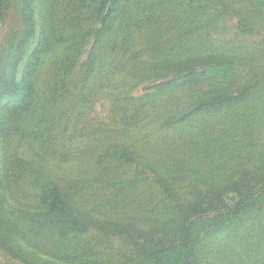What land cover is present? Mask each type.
<instances>
[{
    "label": "trees",
    "instance_id": "16d2710c",
    "mask_svg": "<svg viewBox=\"0 0 264 264\" xmlns=\"http://www.w3.org/2000/svg\"><path fill=\"white\" fill-rule=\"evenodd\" d=\"M10 5L0 0V23ZM24 6L27 26L5 51L6 68L4 54L0 60V249L27 264H264V45L237 41L264 31V0ZM234 19L239 33L228 38ZM58 33L68 34L63 57L49 55ZM90 39L75 85L118 72L131 74L134 88L153 83L126 101L132 130L150 123L148 139L85 147L88 156L79 157L92 171L86 168L84 182H66L53 169L62 161L51 146L75 88L60 70L71 72ZM46 57L57 75L51 96L38 102L34 69ZM163 134L169 140L152 145ZM16 140L40 142V149L26 162ZM100 179L113 182L110 198L91 203L94 192L80 199ZM139 189L146 203L130 210L128 193ZM228 231L236 233L234 246L223 243ZM115 234L131 251L107 252Z\"/></svg>",
    "mask_w": 264,
    "mask_h": 264
},
{
    "label": "rangeland",
    "instance_id": "374dc122",
    "mask_svg": "<svg viewBox=\"0 0 264 264\" xmlns=\"http://www.w3.org/2000/svg\"><path fill=\"white\" fill-rule=\"evenodd\" d=\"M24 1L25 0H11L7 18L5 22L0 23V60L4 54V68L7 67L6 65L8 63L6 59L7 53H5V51L12 45L15 36H17L15 42L20 39V36L27 26L23 18L25 7ZM36 18L40 21L39 17L36 16ZM229 23V30L226 32L227 37L235 38L236 34L239 33V31L235 28V19L233 21H229ZM58 35V41L53 42L56 46L51 47L49 55L63 57L66 54L65 46H68V40H66L68 34L58 33ZM92 41L93 39H90L86 44L78 47L80 56L71 72L68 73L65 69L62 71L60 70L61 74L67 75L69 82L76 83L77 81H80V72L84 69L82 64L89 55V51L93 43ZM237 41H241L247 45H257L261 48L264 45V31L258 30L251 32L248 34V38L238 37ZM46 59V62L34 69L35 75L33 77L37 80L34 84V90L36 91L38 89L34 98L38 102L40 97H45L47 100V98L51 96L53 93L51 91L52 85L57 75V68H53L54 64L49 62V58L46 57ZM24 66L25 63L22 65V68ZM74 85L73 87L77 90L72 89V92H70V95L74 98H68L69 102H71V107L69 108L70 112L67 114L64 113L61 116L60 111H58L61 117L56 118L58 122L54 126L55 138L52 140V144L54 145L51 146V150L52 148L56 149V158L59 161H62V163L57 164L53 161L52 165L53 169L57 171V174L63 179V181L68 182L71 180L81 183L84 182L85 178H87V174L85 173L87 172L86 168L90 169L87 165H91L88 159H85L86 162H84L82 160L83 157H79L80 155L88 156L84 155L85 147H100L102 144H106L110 140L127 141L128 143V140L125 139H134V135L135 139L138 138L141 143L147 141L148 136L146 137V134L149 133L148 127L150 123H142L141 125L135 124L136 129L132 130L134 127L131 126L128 118L131 114H133V111L126 104V101L129 100L131 96L137 97L147 93L153 83H144L134 88L132 87V75L118 72L114 74L111 79H107L105 82H101V79L97 80L96 78H92L90 81L89 79L87 80V78H84L82 84ZM121 89H123V91H121ZM93 90L95 92H93ZM86 96H88L86 98V100H88L87 104L84 102L86 101L84 100ZM75 104L76 106L73 107L72 105ZM121 107L130 108V111L128 113L124 112L121 110ZM56 110L57 109L55 108V113ZM147 121H150V119L147 118ZM163 136L164 138L161 140L158 139L159 136L155 138L152 145L157 143L165 144V139L169 137L164 134ZM16 143L19 144L17 151L21 157L20 159L25 158L24 161L26 162L34 157V151H38L40 149V142L38 145L36 142L31 144L21 143V141L16 140ZM69 152H71V154ZM49 168L51 169V165H49ZM90 171H92V169H90ZM118 174H122L121 178H119L120 180L117 179L120 182L125 175L124 170H120ZM111 185H113L111 180H108V183H106V181L100 179L94 188L92 187L87 190L88 193L84 197L81 193L80 199H85L86 197H90V195L93 197L94 192H96L95 196L91 198V203L103 202L104 199L110 198V195L112 194L113 187H111ZM140 191L128 193L127 199H129V202L131 203L129 205L130 210H132L131 206L136 205L135 201L137 200L141 203H146L145 197L140 196L142 193V191ZM137 224H139L140 227L145 225V223L141 221ZM88 232H90L91 235H98L97 233L100 234L99 229L94 228H90ZM228 232V234L224 233L225 238L223 239V243H229L230 246H234L236 243L232 240H236V236H233L236 235V233L230 231ZM91 235L87 237L88 240H91ZM111 244L112 246H110V244H106L105 246L107 248V252L115 257L120 256L125 251H131V247H134L133 245L127 243L120 234L113 235ZM0 261L7 264H27L10 258L1 249Z\"/></svg>",
    "mask_w": 264,
    "mask_h": 264
}]
</instances>
